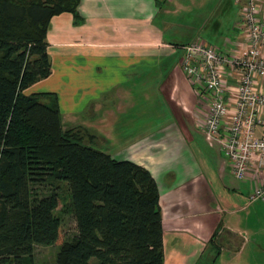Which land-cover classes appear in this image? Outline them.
<instances>
[{"label":"crops","instance_id":"crops-1","mask_svg":"<svg viewBox=\"0 0 264 264\" xmlns=\"http://www.w3.org/2000/svg\"><path fill=\"white\" fill-rule=\"evenodd\" d=\"M159 1L81 0L79 22L68 13L53 17L47 31L51 74L26 91L54 93L64 129H81L93 136L92 147L149 171L159 192L164 264L196 263L211 248L214 262L224 256V264H264V202L248 200L252 173L238 181L219 145L207 141L201 125L208 103L181 69L183 49L192 43L214 45L226 56L241 48L239 6L192 1L200 31L172 42L157 18L180 4ZM236 78L229 70L223 78L231 113ZM125 110L135 117L129 116L128 138L115 153L111 143L122 138L114 122Z\"/></svg>","mask_w":264,"mask_h":264},{"label":"trees","instance_id":"trees-1","mask_svg":"<svg viewBox=\"0 0 264 264\" xmlns=\"http://www.w3.org/2000/svg\"><path fill=\"white\" fill-rule=\"evenodd\" d=\"M80 3L0 0V264H34L36 246L58 244L63 215L76 234L59 243L55 264H164L149 171L92 147L81 129H64L54 93H24L51 74V19L68 13L79 22Z\"/></svg>","mask_w":264,"mask_h":264},{"label":"built area","instance_id":"built-area-1","mask_svg":"<svg viewBox=\"0 0 264 264\" xmlns=\"http://www.w3.org/2000/svg\"><path fill=\"white\" fill-rule=\"evenodd\" d=\"M234 1L239 6L241 48L226 56L213 46L192 43L183 49L181 69L208 103L201 125L205 138L219 145L238 181L252 173L249 202H264V0ZM227 70L237 75L231 88L232 113L225 100L230 91L223 79Z\"/></svg>","mask_w":264,"mask_h":264},{"label":"rangeland","instance_id":"rangeland-1","mask_svg":"<svg viewBox=\"0 0 264 264\" xmlns=\"http://www.w3.org/2000/svg\"><path fill=\"white\" fill-rule=\"evenodd\" d=\"M192 1L195 0H178L177 2H179L180 5H178L179 7L176 8L175 12H169L168 14H160L159 17L157 18V23H164V34H165V38L168 40H172L173 41H185L188 40L190 38H193L195 35L198 34V32L200 31V27L199 25H196V14L193 13V6L191 5ZM206 19L208 18L207 14H199L198 18L200 19ZM228 17V16H227ZM205 21V20H204ZM199 22V20H198ZM201 23V22H200ZM201 26V25H200ZM213 47H215L213 45ZM217 48V47H215ZM220 52H222L221 49L217 48ZM26 95L29 94V92L25 91L24 92ZM138 96V95H136ZM139 102H143L141 99L138 100V98L136 99ZM155 113V112H154ZM134 116L133 112H130L125 110V112H121L118 115H116V120L114 122V130L113 132H115L117 130V133H120V137L122 138L121 141H116L111 143V148L112 146L114 147L113 152H117L119 151V149L117 147L122 145V142L126 141L128 138L127 134L124 135L125 133H127V120L129 118V116ZM119 124H121L119 126ZM125 137V138H124ZM123 138L125 139L123 141ZM115 159L118 160L119 158L115 156ZM68 201V196L66 191H64L62 193V199L59 202L58 208H57V214L58 212L61 210L62 205L64 204V202ZM61 221H62V226H61V230H60V235H59V242L58 244H54L52 246H47V247H43V246H36L34 249V253H33V262L34 264H55V259H56V254L59 250L60 244L63 241L71 238L73 235L76 234V227H75V221L73 219L72 216L70 215H63L61 217ZM264 233V231H263ZM225 233H223L222 237H224ZM260 236V235H259ZM261 242H264L263 240H261ZM253 243V242H252ZM252 246V245H250ZM209 252H202L200 255H198L199 257H197V262L193 263V264H224L223 262L226 261L224 259V256L222 258V260H220L219 262H214L213 261V257H216V249L211 248L208 250ZM225 252H223L224 255ZM212 257V259H211ZM95 260H91L90 264H94ZM170 264H178V262L176 263L174 260L169 261Z\"/></svg>","mask_w":264,"mask_h":264}]
</instances>
